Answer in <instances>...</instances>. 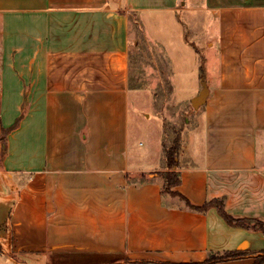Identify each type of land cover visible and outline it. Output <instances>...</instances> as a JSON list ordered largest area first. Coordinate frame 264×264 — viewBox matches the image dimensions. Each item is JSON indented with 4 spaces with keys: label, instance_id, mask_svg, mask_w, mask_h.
Returning a JSON list of instances; mask_svg holds the SVG:
<instances>
[{
    "label": "crops",
    "instance_id": "0c3cea01",
    "mask_svg": "<svg viewBox=\"0 0 264 264\" xmlns=\"http://www.w3.org/2000/svg\"><path fill=\"white\" fill-rule=\"evenodd\" d=\"M132 12L184 14L192 36L205 29L201 60L198 35H183L198 58L191 99L204 84L209 93L183 132L175 189L264 221V0H0V264L61 254L81 264L191 262L264 250L263 231L162 191L153 172L165 168L145 162L164 156L160 138L148 153L131 142ZM138 173L147 179L128 177Z\"/></svg>",
    "mask_w": 264,
    "mask_h": 264
},
{
    "label": "rangeland",
    "instance_id": "374dc122",
    "mask_svg": "<svg viewBox=\"0 0 264 264\" xmlns=\"http://www.w3.org/2000/svg\"><path fill=\"white\" fill-rule=\"evenodd\" d=\"M148 16L143 20L137 13H131L129 51L130 140L145 153L159 138L164 152V144H171L179 134L182 140L184 130L195 124L196 112L203 105L195 108L191 99V76L199 71L194 65L198 58L190 52L184 36L189 41L198 37L194 47L200 60L205 48L201 44L205 29L199 33L201 27L196 26L198 36H192L184 14L179 20L165 13L156 14V20ZM164 156L154 152L145 159L146 166L166 168ZM130 178L142 180L140 173ZM19 258L23 264L83 263L67 254L46 260Z\"/></svg>",
    "mask_w": 264,
    "mask_h": 264
},
{
    "label": "trees",
    "instance_id": "16d2710c",
    "mask_svg": "<svg viewBox=\"0 0 264 264\" xmlns=\"http://www.w3.org/2000/svg\"><path fill=\"white\" fill-rule=\"evenodd\" d=\"M135 13V12H132ZM131 19V14H130ZM8 130L2 129V157L6 154V135ZM182 146V140L180 134L176 136L173 142L169 145L164 144V155L166 159V168L164 170L153 172L163 178L162 191L170 193L175 196H179L190 209L205 212L210 208L215 207L219 214L226 220L229 225L239 226L248 229L261 230L264 232V221L250 218H237L232 216L225 209V202L223 198H214L206 201L203 204H196L192 202L186 195L179 190L175 189L182 182L179 165V152ZM130 177V175H128ZM141 177L146 180L148 175L142 173ZM248 255H253L255 261L253 264H264V250L260 252H249L243 249L227 250V251H211L209 256L204 261H191V262H151V261H130L127 260V264H213L221 261L238 259Z\"/></svg>",
    "mask_w": 264,
    "mask_h": 264
},
{
    "label": "water",
    "instance_id": "95a60500",
    "mask_svg": "<svg viewBox=\"0 0 264 264\" xmlns=\"http://www.w3.org/2000/svg\"><path fill=\"white\" fill-rule=\"evenodd\" d=\"M208 93H209L208 86L204 84V88L202 89L200 94L196 96L194 99H192L193 106L195 108H198L200 105L204 104L206 102Z\"/></svg>",
    "mask_w": 264,
    "mask_h": 264
}]
</instances>
